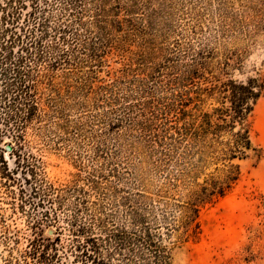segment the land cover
Here are the masks:
<instances>
[{
  "label": "trees",
  "instance_id": "1",
  "mask_svg": "<svg viewBox=\"0 0 264 264\" xmlns=\"http://www.w3.org/2000/svg\"><path fill=\"white\" fill-rule=\"evenodd\" d=\"M126 1L0 4V143L11 138L19 149L31 124L42 129L69 123L59 104L60 72L66 79L76 77L75 87L86 97L80 106L88 111L92 106L91 115L96 111L90 116L93 160L107 158L111 164L124 150H129V159L144 153L157 180L151 187L148 179L130 171L123 197L105 202L108 193L98 179H106L102 168L82 176L94 189L95 201L83 190L81 206L68 220V251H61L60 228L55 239L32 243L30 255L38 264H66L72 255L77 264H174L175 244L200 237L201 210L236 188L241 162L257 152L251 114L264 98V74L235 79L230 71L241 70L242 62L231 63L219 50L236 33L227 21L238 14H222L207 31L192 27L189 38L179 39L159 65L143 56L137 67L129 60L120 77L96 89L88 78L96 71L81 77L84 58L102 63L109 51H127L136 18L157 14L147 0ZM28 7L31 11L22 21ZM77 126L81 133L83 124ZM5 145L2 152L7 147L16 151L11 143ZM2 164L3 177L13 181L8 164ZM41 187L32 192L48 203L72 190L52 197L49 188Z\"/></svg>",
  "mask_w": 264,
  "mask_h": 264
},
{
  "label": "rangeland",
  "instance_id": "2",
  "mask_svg": "<svg viewBox=\"0 0 264 264\" xmlns=\"http://www.w3.org/2000/svg\"><path fill=\"white\" fill-rule=\"evenodd\" d=\"M147 1L157 14L151 19L136 18L134 34L126 44L127 51H109L102 55V63L85 58L80 63L81 77H86L91 70L96 71L95 75L88 77L94 89L120 77L129 60L136 63L135 67L140 56L157 65L163 63L179 39L189 38L192 27L207 31L222 14L232 17L238 14L227 21V24L236 26V33L219 46L220 54L228 56L231 63L242 62L241 70L232 69L230 73L235 79H243L255 72L264 74V0ZM1 3L4 0H0ZM30 11V7L23 11L22 21ZM57 75L61 86L59 104L63 118L69 123L55 126L54 120L57 119L52 118L54 126L51 127L37 129V123L31 124L19 149L11 138L0 143V148L7 143L16 148L12 153L11 149L0 150V264H38L30 255L32 243L39 238L55 239L58 228L62 230L61 251L69 250L68 220L79 210L83 190L88 192L90 201L96 198L94 189L82 181V176L95 174L96 169L102 168L106 179H98L103 192L108 193L105 202L123 197L130 186V171L148 179L151 187L153 181L157 182L149 173L151 160L144 153L129 159V150H124L112 159L111 164L107 158L99 163L93 160L89 151V138L93 136L90 134V116L96 111L91 115L92 106L89 111L80 106L86 97L75 87L76 77L70 80L60 72ZM47 95L46 91L44 97ZM251 121L253 145L257 152L241 162L242 177L236 188L225 198L201 210L200 237L175 244L174 264H264V98L254 107ZM80 124H83V130L78 133L77 125ZM3 160L8 164L13 181L2 175ZM111 170L116 171L112 174ZM40 186L49 188L52 197L71 187L72 190L63 192L62 200L48 203L44 197L32 192L34 187ZM110 190L116 191V196L110 197ZM54 214L58 216L56 221ZM65 262L77 264L73 255Z\"/></svg>",
  "mask_w": 264,
  "mask_h": 264
},
{
  "label": "water",
  "instance_id": "3",
  "mask_svg": "<svg viewBox=\"0 0 264 264\" xmlns=\"http://www.w3.org/2000/svg\"><path fill=\"white\" fill-rule=\"evenodd\" d=\"M7 150H10V147H7Z\"/></svg>",
  "mask_w": 264,
  "mask_h": 264
}]
</instances>
